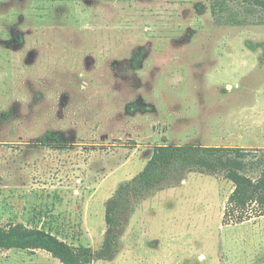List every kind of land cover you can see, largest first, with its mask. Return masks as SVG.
<instances>
[{"label": "rangeland", "instance_id": "rangeland-1", "mask_svg": "<svg viewBox=\"0 0 264 264\" xmlns=\"http://www.w3.org/2000/svg\"><path fill=\"white\" fill-rule=\"evenodd\" d=\"M211 4L0 0V226L90 248L91 264H264V217L225 225L234 185L200 171L130 196L120 252L95 257L108 202L156 147L264 156V8L231 3L217 21ZM0 264L62 263L0 249Z\"/></svg>", "mask_w": 264, "mask_h": 264}, {"label": "trees", "instance_id": "trees-1", "mask_svg": "<svg viewBox=\"0 0 264 264\" xmlns=\"http://www.w3.org/2000/svg\"><path fill=\"white\" fill-rule=\"evenodd\" d=\"M251 2L264 8V0H211V10L215 19L222 14L228 4ZM221 16V15H220ZM230 23V22H227ZM237 24H243L237 21ZM48 132L42 138L44 145L57 143ZM55 138V137H54ZM252 153L241 148L202 147L200 145L164 144L156 147L144 170L131 182L123 184L106 206L107 231L102 247L97 251V260H112L121 250L124 233L120 216L126 203L130 205V196L142 198L150 191L161 188L180 172L200 171L211 175L223 174L234 185V190L226 204L223 223L225 225L243 224L264 217V156L256 161L248 157ZM249 171H257L253 178ZM126 210L128 221L134 213ZM0 249L45 251L62 264H91L94 254L90 248L75 247L54 234L39 228H30L24 224L0 226Z\"/></svg>", "mask_w": 264, "mask_h": 264}]
</instances>
